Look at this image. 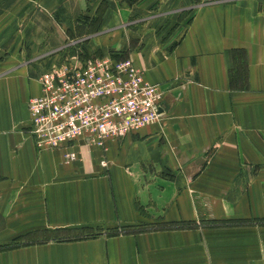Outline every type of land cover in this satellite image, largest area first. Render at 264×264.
I'll use <instances>...</instances> for the list:
<instances>
[{"label":"crops","instance_id":"0c3cea01","mask_svg":"<svg viewBox=\"0 0 264 264\" xmlns=\"http://www.w3.org/2000/svg\"><path fill=\"white\" fill-rule=\"evenodd\" d=\"M9 1L12 19L21 0ZM39 1L58 18H91L103 2L100 27L157 5L187 12L169 23L170 35L183 26L176 39L158 38L159 23L128 54L163 91L159 120L106 140L103 152L76 144L70 162L37 149L29 132L34 71L0 59V264H189L207 244L225 264H242L243 250L264 264L262 229H145L264 221V0ZM55 24L71 33L78 23ZM11 33L10 20L2 45ZM82 228L99 230L75 237Z\"/></svg>","mask_w":264,"mask_h":264},{"label":"built area","instance_id":"2783aa9c","mask_svg":"<svg viewBox=\"0 0 264 264\" xmlns=\"http://www.w3.org/2000/svg\"><path fill=\"white\" fill-rule=\"evenodd\" d=\"M37 77L40 92L26 108L37 149H59L63 162L77 159L73 148L105 150L119 139L159 120L163 91L143 78L130 59L109 55L69 58ZM101 166L106 160H99Z\"/></svg>","mask_w":264,"mask_h":264},{"label":"rangeland","instance_id":"374dc122","mask_svg":"<svg viewBox=\"0 0 264 264\" xmlns=\"http://www.w3.org/2000/svg\"><path fill=\"white\" fill-rule=\"evenodd\" d=\"M26 1L27 0H23ZM124 3H133V0H122ZM15 2V0H13ZM9 0L0 1V27L5 25L7 21H12L14 33L5 35V43H0V59L2 57H9L12 55V64H26L34 71L36 79L38 75L46 72L50 67H59L63 65V61H69V58H76V56L90 57L109 55L115 59H130L128 57L129 52L137 49L140 46V39L148 37L151 26L160 25V31L157 33L158 38L163 37L161 31H165V38L169 37V41L176 39L182 29L180 25L170 35L169 23L175 20H182L186 14V10L176 11L175 13L165 8L164 6L157 5L150 10L131 12V15L123 22L117 25H110L100 27V15L103 9V2H99L94 12V15L89 17H56L50 11L46 12L42 9L39 0H29L27 2V9L20 7L21 2L14 4V11L19 15L13 16L9 19L5 15L4 10L11 5ZM21 11V12H20ZM21 13V14H20ZM76 20V26L73 32L64 33L58 30L56 24H72ZM176 25V24H175ZM173 25V26H175ZM53 27V28H52ZM25 30H27L25 32ZM147 33V34H145ZM120 57V58H119ZM13 66V65H12ZM150 227V228H149ZM145 229H208L211 233H214V229H222L224 231L231 230H245L259 229L264 231V221L258 219L253 220H213L206 219L200 221L199 224L192 222L188 226H171L169 228L163 225L149 226ZM89 230L88 228H82ZM92 228L87 232H95L99 229ZM113 230V229H112ZM110 230V231H112ZM62 233V232H61ZM59 234V233H58ZM57 234V235H58ZM55 235V234H54ZM62 235V234H61ZM69 236H74L69 234ZM68 235H63L62 238H66ZM198 255L191 256L189 264H225L222 262L219 256H215L212 251L208 249V244L205 250H199ZM243 256L241 262H245L247 259H251L252 264H258L261 259L260 255L255 251L253 253H247L243 250V253H239ZM251 256V257H248ZM239 264L240 261H239Z\"/></svg>","mask_w":264,"mask_h":264},{"label":"trees","instance_id":"16d2710c","mask_svg":"<svg viewBox=\"0 0 264 264\" xmlns=\"http://www.w3.org/2000/svg\"><path fill=\"white\" fill-rule=\"evenodd\" d=\"M112 58L115 59L114 57H112ZM116 60H120V59L116 58ZM191 224H192L191 221H182V222H177V223H167V224L164 223V224H158V225H163L164 227L169 228L171 226H188V225H191ZM87 231H89V230L78 229L77 236H75V237H78V236H95L97 234L96 232H87ZM116 232H117V230H112V231L107 232V234H115Z\"/></svg>","mask_w":264,"mask_h":264},{"label":"water","instance_id":"95a60500","mask_svg":"<svg viewBox=\"0 0 264 264\" xmlns=\"http://www.w3.org/2000/svg\"><path fill=\"white\" fill-rule=\"evenodd\" d=\"M161 110H162L161 107H159V108H158V112H161Z\"/></svg>","mask_w":264,"mask_h":264}]
</instances>
